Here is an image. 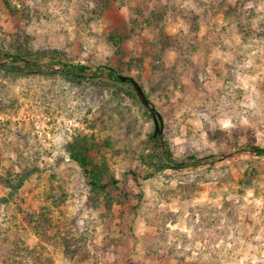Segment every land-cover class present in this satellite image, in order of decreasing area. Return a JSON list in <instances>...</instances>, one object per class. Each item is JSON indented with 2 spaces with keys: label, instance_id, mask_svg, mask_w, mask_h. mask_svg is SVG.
Masks as SVG:
<instances>
[{
  "label": "rangeland",
  "instance_id": "374dc122",
  "mask_svg": "<svg viewBox=\"0 0 264 264\" xmlns=\"http://www.w3.org/2000/svg\"><path fill=\"white\" fill-rule=\"evenodd\" d=\"M99 3L0 0V53L43 64L0 69V264H264V155L249 150L264 148V0ZM167 34L175 47L154 70L145 53ZM53 57L134 77L164 117L163 143L128 86L58 73ZM83 135L122 202L108 208L70 157ZM166 145L204 161L145 178L142 155ZM31 169L11 195L7 182Z\"/></svg>",
  "mask_w": 264,
  "mask_h": 264
},
{
  "label": "trees",
  "instance_id": "16d2710c",
  "mask_svg": "<svg viewBox=\"0 0 264 264\" xmlns=\"http://www.w3.org/2000/svg\"><path fill=\"white\" fill-rule=\"evenodd\" d=\"M112 2V0H100V13L103 12L104 9ZM10 7V6H9ZM234 10V7L228 8L225 10V16L227 18L230 17V12ZM161 12H153V17L155 19H159L158 14ZM170 35H162V37H157L154 41L150 42L149 45L153 46V50L155 52L148 51L145 53V55H148L151 60L153 61L152 66L153 69H157L159 67H163V64L161 62V51L168 47L167 49H173L175 46L173 44H176V42L171 41ZM123 37L116 35H110L108 41L110 43H113L115 47L120 46V42L123 41ZM180 40V39H178ZM148 45V46H149ZM27 54V53H26ZM25 52L21 51L19 53H11V52H3L0 53V59H9L11 58V62L7 65H2L0 69L4 71L5 73H16L19 75H26L31 71L30 68L32 67H40L41 62L38 61V58L33 56H26ZM139 61V60H138ZM25 64L26 66L19 65L18 63ZM50 63H46L47 66L53 65V64H59L62 66V69L57 70L56 72L64 74L66 76H70L74 79H81V80H108L104 83H108L114 85V87H117L118 85H124L128 86L126 88V92L135 100H137L145 109V113L152 118L151 113L145 108V106L140 101L137 92L132 85L131 82H122L118 74L123 73V71H120L117 66H114L113 64H103L99 66L92 67L89 63H69L62 61L61 59H56L53 57ZM134 59L128 62L129 69H133ZM46 71H49L45 69ZM44 71V70H40ZM32 72V71H31ZM45 72V71H44ZM126 75V74H124ZM129 76V75H128ZM143 87V85L141 84ZM144 89V87H143ZM145 90V89H144ZM147 96L150 98V95L145 90ZM87 136L83 135L75 139L72 143H70L69 148L70 150V157L76 161L84 171V174L87 178L90 180V185H92L93 190L95 194L102 195L104 193L103 198L105 205L109 208L110 204L113 201L122 202L121 193L120 194H113L111 190L109 189L110 186L114 188H119V179L116 177V175L111 172L109 169L110 167L107 164L106 160H103V162H95L96 158L93 156L92 151L95 145L93 143H89V139L87 140ZM151 142H153L154 136L153 134L150 136ZM156 141V140H155ZM249 150L260 155H264V148L256 145H250ZM105 159V158H104ZM142 159L145 163H147L150 166V172L145 178L150 177L151 175L155 174L158 171L164 170L166 168H180V167H186L193 164L202 163L204 161V158H200L197 155H191L188 157L189 162L186 160H178L175 158L173 152L171 151L170 147L166 145V150L159 154H153V153H146L145 155H142ZM33 169L22 172H19L17 174L18 178L15 182H7L8 186L12 189L11 195L15 193L16 190H18L21 185L23 184V181L25 178H27L31 173ZM131 175L134 177V180L136 182L140 181L141 174L135 170H131ZM99 196H96L95 199L99 200ZM6 201V197H0V205Z\"/></svg>",
  "mask_w": 264,
  "mask_h": 264
},
{
  "label": "water",
  "instance_id": "95a60500",
  "mask_svg": "<svg viewBox=\"0 0 264 264\" xmlns=\"http://www.w3.org/2000/svg\"><path fill=\"white\" fill-rule=\"evenodd\" d=\"M119 79L122 82H131L134 86L137 95L142 102V104L145 106V108L151 113L154 124H155V131H154V139L160 140L161 143H163L162 135L164 132V117L162 113L158 110L156 105L152 102V100L147 96L145 90L141 86V84L132 76L124 75V74H118Z\"/></svg>",
  "mask_w": 264,
  "mask_h": 264
}]
</instances>
